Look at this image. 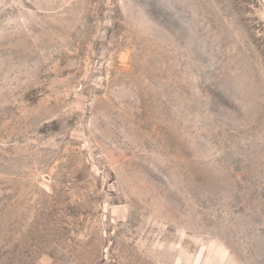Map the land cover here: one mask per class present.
I'll return each instance as SVG.
<instances>
[{"label":"rangeland","instance_id":"obj_1","mask_svg":"<svg viewBox=\"0 0 264 264\" xmlns=\"http://www.w3.org/2000/svg\"><path fill=\"white\" fill-rule=\"evenodd\" d=\"M0 264H264V0H0Z\"/></svg>","mask_w":264,"mask_h":264}]
</instances>
